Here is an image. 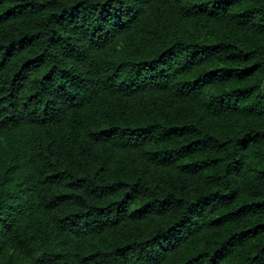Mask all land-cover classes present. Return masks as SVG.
I'll use <instances>...</instances> for the list:
<instances>
[{
  "label": "trees",
  "instance_id": "16d2710c",
  "mask_svg": "<svg viewBox=\"0 0 264 264\" xmlns=\"http://www.w3.org/2000/svg\"><path fill=\"white\" fill-rule=\"evenodd\" d=\"M0 264H264V0H0Z\"/></svg>",
  "mask_w": 264,
  "mask_h": 264
}]
</instances>
